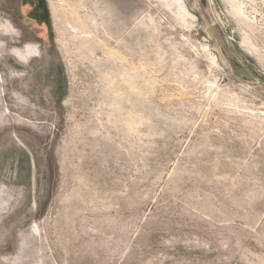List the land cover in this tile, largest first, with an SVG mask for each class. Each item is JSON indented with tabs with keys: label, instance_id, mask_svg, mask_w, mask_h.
Instances as JSON below:
<instances>
[{
	"label": "rangeland",
	"instance_id": "obj_1",
	"mask_svg": "<svg viewBox=\"0 0 264 264\" xmlns=\"http://www.w3.org/2000/svg\"><path fill=\"white\" fill-rule=\"evenodd\" d=\"M0 264H264V0H0Z\"/></svg>",
	"mask_w": 264,
	"mask_h": 264
}]
</instances>
